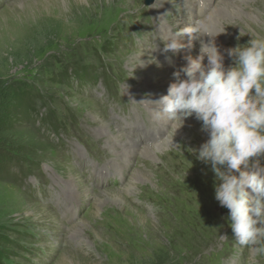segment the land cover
<instances>
[{"label":"rangeland","instance_id":"1","mask_svg":"<svg viewBox=\"0 0 264 264\" xmlns=\"http://www.w3.org/2000/svg\"><path fill=\"white\" fill-rule=\"evenodd\" d=\"M34 1L37 2L31 3ZM107 1L92 0L88 5L80 0H59L56 8L52 0L0 3V118L19 113L12 88L23 81L37 85L45 94V106L40 109L45 117L79 119L76 125L64 123V131L56 139L59 145L44 126L39 128V123L35 126L18 122L14 127L11 138L16 144L38 151L24 163L13 164V177L0 180V247L16 243L22 246L8 249L12 254L9 264H211V251H222L224 242L230 241L229 212L221 213L222 207L215 199V185L219 182L212 170L207 171L211 165L197 159L201 167L189 174L178 156L173 158L171 154L176 148L181 151L187 147L190 155L197 158L205 141L186 144L193 136L191 117L182 126L178 120L168 123L167 118L157 119L151 104L141 103L151 95L146 82L147 64L152 63L158 70L179 64L187 52L164 53V43L173 32L193 27L198 19L210 15L209 34L227 60L226 49L245 46L252 38H264V0H205L207 11L199 15L196 5L190 9L186 0H157L148 8L145 0H116L109 5ZM47 4L53 6L51 10L47 9L49 6L44 8ZM162 19L168 22L167 29ZM119 23L130 45H124L120 38L117 50L107 55L116 54L112 63L116 86H107L111 95L102 98L106 92L102 86L81 95L65 84L59 87L49 83L51 71H62L54 57L63 60L64 55L76 51L78 58L96 65L87 42L100 46L109 36L119 38L121 35L115 31ZM212 37L205 35L202 39L209 43ZM123 47L130 51L121 50ZM199 48L197 41L196 57ZM166 57L171 58L169 65L165 64ZM107 62L110 63L108 59ZM110 108L116 110L113 115ZM143 123L151 131L158 130L161 123L163 130L170 132L169 138L177 141H168L159 152L150 153L145 152L143 147L148 142L143 139L142 146L133 149L130 130H139ZM73 131L77 133L72 135ZM75 136L89 145L96 143L99 150L94 153L95 158L89 157L88 149ZM154 143L149 147L153 148ZM99 151L103 160L109 159L105 177L121 178L119 186L107 179L99 182L96 167H89V160L97 161ZM8 155V150L0 145V171ZM82 156L87 160L79 164L81 172L75 164ZM259 160L264 167V156ZM157 165L160 171L161 165L166 169L161 182L164 173H154ZM173 172L186 176L181 181L186 182L187 188L174 189L178 187L176 181L172 177L167 181L166 174ZM112 191L118 192L121 199L105 200L115 197ZM77 198L83 200L82 209L76 207ZM241 255L246 264H264V259L253 260L256 253L248 247Z\"/></svg>","mask_w":264,"mask_h":264},{"label":"clouds","instance_id":"2","mask_svg":"<svg viewBox=\"0 0 264 264\" xmlns=\"http://www.w3.org/2000/svg\"><path fill=\"white\" fill-rule=\"evenodd\" d=\"M210 21L211 16L198 19L193 27L172 33L164 53L190 51L196 40L200 54L185 57L187 66L173 73L176 82L167 95L141 103L154 105L157 119L178 120L182 126L194 115L202 122L201 131L209 139L197 159L211 165L219 182L215 199L229 210L238 244L264 254V167L259 160L264 156V38L226 49L234 66L225 68L224 54L209 34ZM205 35L213 39L205 43ZM185 37L187 44L182 42ZM181 72L186 78H180Z\"/></svg>","mask_w":264,"mask_h":264},{"label":"trees","instance_id":"3","mask_svg":"<svg viewBox=\"0 0 264 264\" xmlns=\"http://www.w3.org/2000/svg\"><path fill=\"white\" fill-rule=\"evenodd\" d=\"M120 32L119 30L116 33ZM112 46L111 43H107L103 46L102 51L104 53L108 52ZM76 51L70 54H66L63 60L53 58L54 61H58L57 65L62 69L61 73L54 74L51 71L49 78L47 79L49 83L55 84L62 87L64 84L74 90L72 81H77L80 85L87 84L91 82L94 78L95 67L91 61L85 62L84 60L76 56ZM99 51L95 48L93 49V54H98ZM13 97H15L16 110L19 113L12 117L5 115L0 118V145H2L6 150H8L9 157L4 168L0 171V180L7 181L9 178L13 177L12 168L13 164H22L27 158L34 152H37V148H29L26 145H17L16 142L11 138L14 127L18 122L21 123H35L37 120H41L43 126L46 130L59 131L66 121H71L73 124L76 119H68L66 116L64 118H52L44 117L40 119L39 113L40 109L44 108V96L42 92L40 93L37 85H28L23 81L16 84L15 88H12ZM51 94V92L49 93ZM53 103L52 100L49 102ZM40 107V108H39ZM54 114L50 112V115ZM57 117V115H55ZM16 148V149H15ZM36 167L38 165L36 164ZM13 247L20 248L19 243L7 244L6 246L0 247V264H9L11 262L12 254L9 253L8 249Z\"/></svg>","mask_w":264,"mask_h":264},{"label":"bare ground","instance_id":"4","mask_svg":"<svg viewBox=\"0 0 264 264\" xmlns=\"http://www.w3.org/2000/svg\"><path fill=\"white\" fill-rule=\"evenodd\" d=\"M53 2V4H54V7L56 8L57 7V5H58V1L59 0H52ZM80 1H84L86 4H90L91 2H92V0H80ZM116 0H108L107 2H108V5L109 4H112V3H114ZM35 2H37V1H34V2H31V3H35ZM160 2V1H159ZM165 2V1H164ZM174 2V1H173ZM220 2V1H219ZM116 3V2H115ZM161 3V2H160ZM163 3V2H162ZM166 3V2H165ZM174 3H176V2H174ZM28 4H30V3H28ZM167 4V3H166ZM183 4V3H182ZM187 4V6L191 9V7H192V4H191V2H187L186 3ZM217 4V3H216ZM222 4V3H221ZM26 5V4H25ZM162 5H164V3L162 4ZM175 5V4H174ZM46 7H44V8H47L48 6V10H51V8L53 7V6H51L50 4H47V5H45ZM114 6V5H113ZM173 6V5H172ZM171 6V7H172ZM181 6V5H180ZM161 7V6H160ZM168 7V6H167ZM235 7V6H234ZM164 8V7H163ZM170 8V7H169ZM168 8V9H169ZM232 8V7H231ZM159 9V8H158ZM165 9H167V8H165ZM184 9H186V8H184ZM224 9V8H223ZM163 10V9H162ZM161 10V11H162ZM174 10V9H173ZM220 10V9H219ZM218 10V11H219ZM240 10V9H239ZM160 11V12H161ZM224 11V10H223ZM171 12V11H170ZM180 12V11H179ZM234 12V11H233ZM239 12V11H238ZM165 14H167L166 12H165ZM180 14V13H179ZM226 14H228V13H226ZM236 14H238V13H236ZM169 15V14H168ZM188 16V15H187ZM187 16H185V17H187ZM211 16V15H210ZM158 17H159V15H158ZM182 17V16H181ZM214 17H216V16H214ZM234 17V16H233ZM239 17V16H238ZM188 18V17H187ZM185 19V18H184ZM182 20V19H181ZM183 21V20H182ZM181 21V22H182ZM193 21V20H192ZM195 21V20H194ZM210 23V22H209ZM164 24V23H163ZM191 24H192V22H191ZM221 24V23H220ZM181 25V24H180ZM186 26V25H185ZM193 26H194V24H193ZM179 28H181V27H179ZM173 29V28H172ZM182 29V28H181ZM145 55V54H144ZM146 58V57H145ZM151 58V57H150ZM138 61V60H137ZM140 61V60H139ZM148 61V60H147ZM146 61V62H147ZM141 62V61H140ZM137 63V62H136ZM135 63V64H136ZM136 68V67H135ZM143 68V67H142ZM147 68H148V74H149V79L150 80H155L156 78H157V74H156V71H155V69H154V67H152V63H150V64H147ZM161 68V67H160ZM137 70V69H136ZM145 70V69H144ZM161 70V69H160ZM140 71H141V69H140ZM141 73V72H140ZM155 73V74H154ZM167 77H168V79L170 80V81H172L173 79L170 77V76H168L167 74H165ZM144 76V75H143ZM150 93V92H149ZM147 98V97H146ZM143 99V98H142ZM154 107V106H153ZM96 118V117H95ZM96 120V119H95ZM98 120V119H97ZM100 120V119H99ZM189 120V119H188ZM169 121L170 120H168V123H169ZM164 122V121H163ZM175 122V121H174ZM167 123V124H168ZM103 124V123H102ZM105 124V123H104ZM107 124V123H106ZM108 125V124H107ZM102 127V126H101ZM106 127H108V126H106ZM108 130V129H107ZM104 131V130H103ZM115 131V130H114ZM167 131H168V129H167ZM117 134V133H116ZM118 135V134H117ZM110 136V135H109ZM123 136V135H122ZM113 137V136H112ZM111 137V138H112ZM111 138H109V139H111ZM108 139V138H107ZM106 139V140H107ZM112 139H114V137L112 138ZM128 142V141H127ZM107 143H108V140H107ZM111 143V142H110ZM116 143V142H115ZM130 142H128V144H129ZM124 145V144H123ZM130 145V144H129ZM111 147V146H110ZM115 147V146H114ZM113 147V148H114ZM124 147H126L125 145H124ZM128 147V146H127ZM144 148V147H143ZM129 149V148H128ZM136 150H138V149H136ZM124 152V151H123ZM145 152H151V150H148V149H145ZM157 152H159V151H157ZM120 153V152H119ZM118 154V153H117ZM141 154V153H140ZM146 154V153H145ZM148 154V153H147ZM125 155H127L126 153H125ZM133 155V154H132ZM137 155V154H136ZM139 156V155H138ZM141 156V155H140ZM149 156V155H148ZM141 157H143V156H141ZM146 158H147V155H146ZM156 158V157H155ZM142 173V172H141ZM136 174V173H135ZM134 174V175H135ZM133 176V175H132ZM142 176V175H141ZM138 177V176H137ZM144 177H145V175H144ZM133 178V177H132ZM131 179V178H130ZM134 179V178H133ZM136 179V178H135ZM143 179V178H142ZM141 179V180H142ZM69 180V179H68ZM132 181V180H131ZM130 181V182H131ZM134 181V180H133ZM133 181H132V183H133ZM140 181V180H139ZM83 182V181H82ZM141 182V181H140ZM131 183V184H132ZM74 184V183H73ZM141 184V183H140ZM72 186V185H71ZM134 186H135V184H134ZM85 188V187H84ZM76 189V188H75ZM122 189H124V188H122ZM81 190V189H80ZM120 190V189H119ZM124 190H126V189H124ZM84 191H85V189H84ZM118 191V190H117ZM87 192V191H86ZM120 192V191H119ZM132 192V191H131ZM100 193V192H99ZM125 193H126V191H125ZM103 194V193H102ZM112 194L115 196V197H111V198H109V197H107L105 200H110V201H114V202H116L117 200H119V199H121L120 198V194L118 193V192H116V191H112ZM128 194H130V193H128ZM131 195V194H130ZM122 196V195H121ZM85 197V196H84ZM91 197V196H90ZM92 198V197H91ZM78 199V198H77ZM86 199V198H85ZM88 200V199H87ZM98 200H99V198H98ZM101 201H103V199H100ZM107 202V201H106ZM120 204V203H119ZM102 206V205H101ZM69 253V252H68ZM66 256H67V254H66Z\"/></svg>","mask_w":264,"mask_h":264}]
</instances>
